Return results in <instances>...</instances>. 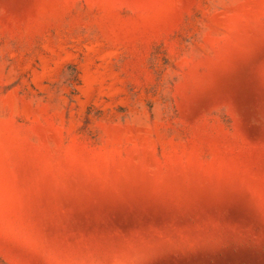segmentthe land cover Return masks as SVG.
Returning a JSON list of instances; mask_svg holds the SVG:
<instances>
[{
  "label": "rangeland",
  "instance_id": "rangeland-1",
  "mask_svg": "<svg viewBox=\"0 0 264 264\" xmlns=\"http://www.w3.org/2000/svg\"><path fill=\"white\" fill-rule=\"evenodd\" d=\"M0 264H264V0H0Z\"/></svg>",
  "mask_w": 264,
  "mask_h": 264
},
{
  "label": "snow or ice",
  "instance_id": "snow-or-ice-1",
  "mask_svg": "<svg viewBox=\"0 0 264 264\" xmlns=\"http://www.w3.org/2000/svg\"><path fill=\"white\" fill-rule=\"evenodd\" d=\"M21 257H25L26 255H27V253L23 250V249H21L20 251H19V253H18Z\"/></svg>",
  "mask_w": 264,
  "mask_h": 264
},
{
  "label": "bare ground",
  "instance_id": "bare-ground-1",
  "mask_svg": "<svg viewBox=\"0 0 264 264\" xmlns=\"http://www.w3.org/2000/svg\"><path fill=\"white\" fill-rule=\"evenodd\" d=\"M239 222V221H238Z\"/></svg>",
  "mask_w": 264,
  "mask_h": 264
}]
</instances>
